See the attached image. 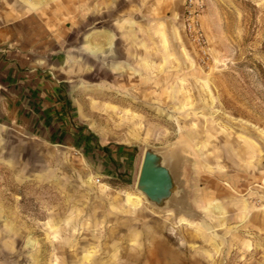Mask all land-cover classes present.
<instances>
[{
  "label": "rangeland",
  "instance_id": "1",
  "mask_svg": "<svg viewBox=\"0 0 264 264\" xmlns=\"http://www.w3.org/2000/svg\"><path fill=\"white\" fill-rule=\"evenodd\" d=\"M198 1L0 0L50 35V100L0 111V264H264V0ZM177 140L186 213L135 188Z\"/></svg>",
  "mask_w": 264,
  "mask_h": 264
},
{
  "label": "crops",
  "instance_id": "2",
  "mask_svg": "<svg viewBox=\"0 0 264 264\" xmlns=\"http://www.w3.org/2000/svg\"><path fill=\"white\" fill-rule=\"evenodd\" d=\"M1 17L0 111L13 120L18 119L27 100H50L49 83L46 78L38 76L45 70L37 66L35 56L37 50L43 48L42 42H45L49 33L46 22L36 16L28 14L16 19ZM37 81L41 82L39 96H36L35 91Z\"/></svg>",
  "mask_w": 264,
  "mask_h": 264
},
{
  "label": "water",
  "instance_id": "3",
  "mask_svg": "<svg viewBox=\"0 0 264 264\" xmlns=\"http://www.w3.org/2000/svg\"><path fill=\"white\" fill-rule=\"evenodd\" d=\"M185 148L180 140L145 147L135 188L151 206L176 213L188 211L190 202L183 177Z\"/></svg>",
  "mask_w": 264,
  "mask_h": 264
},
{
  "label": "built area",
  "instance_id": "4",
  "mask_svg": "<svg viewBox=\"0 0 264 264\" xmlns=\"http://www.w3.org/2000/svg\"><path fill=\"white\" fill-rule=\"evenodd\" d=\"M186 4H187V9H188V14H189V18L191 20H194L195 18V14L197 12L198 9L201 8L202 4L199 3L198 0H186ZM195 22L194 21H191L189 22V29L190 31L193 33H195L196 37H198L200 39V34L198 32V30H196V27H195Z\"/></svg>",
  "mask_w": 264,
  "mask_h": 264
},
{
  "label": "bare ground",
  "instance_id": "5",
  "mask_svg": "<svg viewBox=\"0 0 264 264\" xmlns=\"http://www.w3.org/2000/svg\"><path fill=\"white\" fill-rule=\"evenodd\" d=\"M141 196L143 197V198H145L144 197V195L141 193ZM141 196H135V197H130L129 196V200H131L133 203H138V202H140V200H142L143 198H141Z\"/></svg>",
  "mask_w": 264,
  "mask_h": 264
},
{
  "label": "trees",
  "instance_id": "6",
  "mask_svg": "<svg viewBox=\"0 0 264 264\" xmlns=\"http://www.w3.org/2000/svg\"><path fill=\"white\" fill-rule=\"evenodd\" d=\"M29 101V100H28ZM34 101H36V100H34ZM60 114H61V111L59 112ZM59 114V115H60ZM110 146L109 145H104V146H101V150H103V151H106L107 153L110 151L109 148Z\"/></svg>",
  "mask_w": 264,
  "mask_h": 264
}]
</instances>
